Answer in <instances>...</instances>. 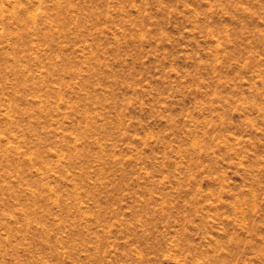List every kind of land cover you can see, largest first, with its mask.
I'll return each mask as SVG.
<instances>
[{
    "label": "rangeland",
    "instance_id": "obj_1",
    "mask_svg": "<svg viewBox=\"0 0 264 264\" xmlns=\"http://www.w3.org/2000/svg\"><path fill=\"white\" fill-rule=\"evenodd\" d=\"M0 264H264V0H0Z\"/></svg>",
    "mask_w": 264,
    "mask_h": 264
}]
</instances>
